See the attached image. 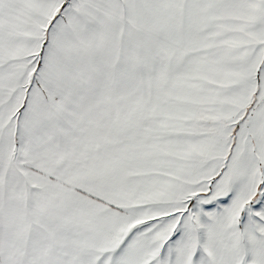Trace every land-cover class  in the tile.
Listing matches in <instances>:
<instances>
[{
	"label": "snow or ice",
	"instance_id": "snow-or-ice-1",
	"mask_svg": "<svg viewBox=\"0 0 264 264\" xmlns=\"http://www.w3.org/2000/svg\"><path fill=\"white\" fill-rule=\"evenodd\" d=\"M0 264H264V0H0Z\"/></svg>",
	"mask_w": 264,
	"mask_h": 264
}]
</instances>
